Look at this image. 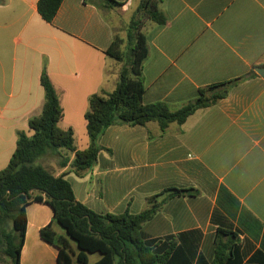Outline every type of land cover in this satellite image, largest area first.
<instances>
[{"label":"crops","instance_id":"0c3cea01","mask_svg":"<svg viewBox=\"0 0 264 264\" xmlns=\"http://www.w3.org/2000/svg\"><path fill=\"white\" fill-rule=\"evenodd\" d=\"M38 1L0 0V156L9 145L8 160L17 133L30 136L28 121L42 111L43 71L63 109L59 126L73 130L82 151L89 145L88 99L113 92L123 65L105 55L117 35L106 10L91 0H63L49 24L37 13ZM114 1L121 6L107 10L111 14L125 15L134 5ZM160 10L166 25L143 27L144 104L164 102L175 110L200 89L252 76L165 133L153 122L109 127L98 140L96 163L80 176L51 152L40 165L64 176L76 201L97 214L136 215L149 207L150 197L193 190L158 199L160 208L142 227L145 239L174 244L190 264H209L218 232H231L242 264H264V77L257 73L264 69V0H162ZM76 125L84 126L85 148L76 144ZM61 156L74 158L65 151ZM26 216L19 264H57V249L39 235L52 220L51 209L30 203Z\"/></svg>","mask_w":264,"mask_h":264},{"label":"trees","instance_id":"16d2710c","mask_svg":"<svg viewBox=\"0 0 264 264\" xmlns=\"http://www.w3.org/2000/svg\"><path fill=\"white\" fill-rule=\"evenodd\" d=\"M91 1L101 10L121 6L114 0ZM62 3L63 0H39L37 13L50 24ZM161 3L162 0H140L126 29L125 39L115 35L105 52L107 57L123 65L113 92L93 94L88 99L84 120L89 145L85 150H76L72 129L59 126L63 119L59 97L46 72L41 73L42 111L28 121L30 136L17 133L15 150L7 166L0 171V256L8 264H19L27 227L26 207L30 203L44 204L52 211L51 222L40 230L39 235L42 241L57 249V264H89V255L99 257L93 264H190L188 257L176 254L174 244L146 240L142 227L160 208L162 201L158 199L161 196L166 193H169L168 197L185 196L194 194L193 190L171 189L150 197L147 200L149 207L136 215L128 211L97 214L76 201L64 176H54L37 164L41 157L51 152L59 156L61 167L70 165L73 173L80 176L96 163L102 150L98 140L109 127L145 126L153 122L161 133H165L170 125H183L196 111L216 104L227 96L232 86L252 76L248 74L200 89L195 100L175 110L164 102L144 104L142 69L148 56V45L143 27L146 22L166 25L167 17L160 10ZM125 43L126 53L122 50ZM62 151L71 152L73 160L62 157ZM30 198H33L31 202ZM54 225H58L64 234H58ZM218 234L209 264H242L243 255L236 235L225 231Z\"/></svg>","mask_w":264,"mask_h":264},{"label":"rangeland","instance_id":"374dc122","mask_svg":"<svg viewBox=\"0 0 264 264\" xmlns=\"http://www.w3.org/2000/svg\"><path fill=\"white\" fill-rule=\"evenodd\" d=\"M137 0H134V5L130 6V10L125 14V15H120L118 13H109V11H104V14L105 16L111 20V22L113 23L114 25V29H115V32H117V35L123 39H125V36H126V29L129 25V23L131 22L137 8ZM122 50L126 53L127 52V44L125 43L122 47ZM78 124V122H76ZM77 128L75 127V132H76V144L79 146L80 145V148H85V146L83 145V141L81 143V140L84 139V141H88L85 138H83V135H84V126L83 127H79L78 125H76ZM28 132V129L26 130ZM84 146V147H83ZM9 150V145H5L1 152H2V155L0 156V171L3 170L7 164H8V159L7 157L5 158V156H8L7 155V152ZM83 150V149H81ZM66 152V151H65ZM67 153L69 154H72L71 152H68ZM41 161V158L37 161V164H41L40 163ZM42 163H47V158L44 159L43 161H41ZM55 229L56 231H59L60 233L64 234V231L58 226V225H55ZM89 260H90V263L98 260V256L97 255H90L89 256ZM0 264H8L7 263V260L0 256Z\"/></svg>","mask_w":264,"mask_h":264},{"label":"water","instance_id":"95a60500","mask_svg":"<svg viewBox=\"0 0 264 264\" xmlns=\"http://www.w3.org/2000/svg\"><path fill=\"white\" fill-rule=\"evenodd\" d=\"M257 73H258L260 76L264 77V69H258V70H257ZM32 199H33V198H30L29 202H31Z\"/></svg>","mask_w":264,"mask_h":264}]
</instances>
